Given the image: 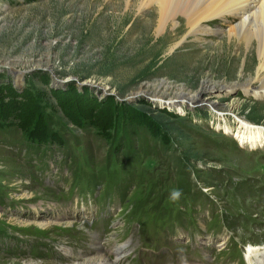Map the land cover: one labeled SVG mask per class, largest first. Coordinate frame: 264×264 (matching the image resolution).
I'll return each instance as SVG.
<instances>
[{"label":"rangeland","instance_id":"1","mask_svg":"<svg viewBox=\"0 0 264 264\" xmlns=\"http://www.w3.org/2000/svg\"><path fill=\"white\" fill-rule=\"evenodd\" d=\"M213 25L222 34L199 42L184 23L161 33L153 0H0V67L31 71H0V264L112 260L124 231L138 246L128 217L139 216L157 235L186 237L172 248L202 264H243L248 244L264 251L251 245L264 244V147L221 127L264 128V99L215 91L219 107L237 100L231 118L186 100L254 76L256 48L229 36L232 19ZM102 216L115 229L102 235L97 223L85 243L81 229ZM72 226L79 240L59 231ZM203 238L232 245L218 252Z\"/></svg>","mask_w":264,"mask_h":264},{"label":"bare ground","instance_id":"2","mask_svg":"<svg viewBox=\"0 0 264 264\" xmlns=\"http://www.w3.org/2000/svg\"><path fill=\"white\" fill-rule=\"evenodd\" d=\"M153 4L159 13V31L161 33L169 23L177 28L184 23L189 30L188 36L202 42L207 37L217 38L222 34L221 31L212 29L215 21L226 22L227 19H232L233 26L229 29V36L244 45L247 50L253 46L256 48L257 66L252 78L238 81L230 86L224 84L219 88L207 87L208 85L205 84L203 94L196 93L186 98L189 104L203 102L211 112L220 111L231 118L238 106L237 100L234 99L226 106L219 107L216 101H210L214 97L215 91L219 92L228 88L236 89V91L239 89L253 98L264 99V0H153ZM202 97L203 99H201ZM155 98L160 99L161 97ZM172 100L173 98H169L167 102H173ZM222 121L221 127L224 132L232 134L242 146L251 149L264 147V128L237 119L233 130V121L229 122L226 118H223ZM121 250L123 248L116 249V252L113 251L115 261L124 256ZM262 251L255 247L248 248L245 254L246 264H264V251ZM73 264L114 263L106 256L101 255L84 260L83 263L81 261Z\"/></svg>","mask_w":264,"mask_h":264},{"label":"water","instance_id":"3","mask_svg":"<svg viewBox=\"0 0 264 264\" xmlns=\"http://www.w3.org/2000/svg\"><path fill=\"white\" fill-rule=\"evenodd\" d=\"M3 69H5L6 70V73L7 74H9V75H12V77H14V75H16V74H19V75H21V76H24L25 74H28V73H30L31 71H17V70H15V69H13L12 67H9V66H1L0 67V71H2ZM51 72V71H50ZM51 74H52V72H51ZM53 75V74H52ZM53 78H54V80L56 81V82H60V83H66V81H59V80H57V79H55V77L53 76ZM162 81H164V80H162ZM79 83V85H87V86H91V87H94L95 89H102L99 85H95L94 83H91V82H89V81H87V82H85V83H80V82H78ZM103 90V89H102Z\"/></svg>","mask_w":264,"mask_h":264}]
</instances>
